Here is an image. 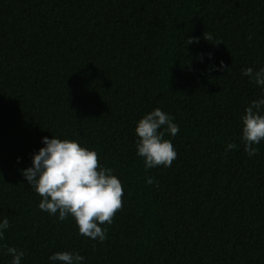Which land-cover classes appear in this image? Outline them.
Instances as JSON below:
<instances>
[{
    "label": "trees",
    "instance_id": "obj_1",
    "mask_svg": "<svg viewBox=\"0 0 264 264\" xmlns=\"http://www.w3.org/2000/svg\"><path fill=\"white\" fill-rule=\"evenodd\" d=\"M247 67H264V0H0V244L23 250L21 264L57 251L84 264H264V141L249 157L240 140L264 93ZM157 107L179 125L165 136L178 156L146 170L135 127ZM45 136L95 149L121 179L104 242L39 209L22 170ZM11 259L0 248V264Z\"/></svg>",
    "mask_w": 264,
    "mask_h": 264
},
{
    "label": "clouds",
    "instance_id": "obj_2",
    "mask_svg": "<svg viewBox=\"0 0 264 264\" xmlns=\"http://www.w3.org/2000/svg\"><path fill=\"white\" fill-rule=\"evenodd\" d=\"M207 40L211 39L205 36ZM218 44V43H217ZM211 58V53L208 54ZM203 59V57H201ZM224 62L215 70H222ZM212 69H209L211 71ZM242 74L264 93V67L254 70L247 67ZM240 140L249 157L259 154L258 145L264 141V94L249 102L241 116ZM175 117L157 107L140 118L135 127L136 155L143 158L145 169L171 167L178 153L166 134L174 138L179 132ZM43 147L35 152L30 167L22 170L31 188L41 197L38 207L59 221L72 217L78 234L104 242L107 227L123 207L124 187L114 169L105 167L95 149L82 146L77 140L52 136L42 138ZM239 146L228 143L225 152ZM19 159V158H18ZM156 183L153 177L148 184ZM10 227L9 219H0V241ZM5 254L12 257L10 264H21L25 253L16 247L0 244ZM50 264H84L85 256L76 251H57L48 256Z\"/></svg>",
    "mask_w": 264,
    "mask_h": 264
}]
</instances>
